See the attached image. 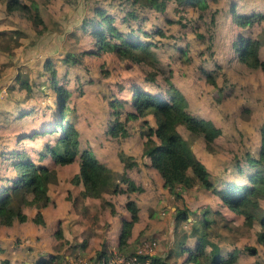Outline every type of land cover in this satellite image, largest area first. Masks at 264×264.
<instances>
[{"label":"clouds","instance_id":"1","mask_svg":"<svg viewBox=\"0 0 264 264\" xmlns=\"http://www.w3.org/2000/svg\"><path fill=\"white\" fill-rule=\"evenodd\" d=\"M180 100L214 163L165 186ZM72 141L136 190L73 207ZM0 220V264H264V0H0Z\"/></svg>","mask_w":264,"mask_h":264},{"label":"trees","instance_id":"2","mask_svg":"<svg viewBox=\"0 0 264 264\" xmlns=\"http://www.w3.org/2000/svg\"><path fill=\"white\" fill-rule=\"evenodd\" d=\"M135 45V42H133ZM183 103L182 101H178L177 103V112L174 114L173 117L170 118L169 122V132L166 135H163L161 139L163 140V143L165 147L169 146V140L171 136H174L175 134L179 133L176 130V125L181 123L184 124L188 121L189 117L184 114L183 112ZM191 132L195 134H199L196 130L192 128H188ZM180 135V134H179ZM213 137V134L210 130H208V133L204 138L206 148L209 150V141ZM189 146L186 141L181 142V150L179 151L178 155L173 159L172 164L170 167L163 170V184L165 186L175 184L176 182L181 183H194L197 180L204 179L203 172L206 168L205 165L199 161L193 159L191 156L188 155L187 150ZM61 153L67 154L66 158L69 160H72L74 156H79V179L81 180V177L84 178L85 182V189L82 191V195H95L99 196L101 192L105 189H109L111 187V176L107 174L104 170V168L101 166V163L97 161L96 158L91 156L86 150H79L78 148V142L72 141L66 144L61 145ZM192 162H195L196 167L193 168V173L191 175V178L187 179L184 176V171L188 167V165ZM89 169L95 170V177L94 179H90L88 176ZM47 177H41L40 182L43 186L46 182ZM127 182V189L128 190H136V186L132 184L130 181L125 180ZM110 185V186H109ZM118 186L117 184H114L112 191L117 192ZM46 195L43 191L39 193L37 203H39L40 199H46ZM135 209H133V212ZM249 218H251L253 215H255V205L249 206L248 211ZM3 221L0 220V223Z\"/></svg>","mask_w":264,"mask_h":264},{"label":"rangeland","instance_id":"3","mask_svg":"<svg viewBox=\"0 0 264 264\" xmlns=\"http://www.w3.org/2000/svg\"><path fill=\"white\" fill-rule=\"evenodd\" d=\"M182 103H183V101H182ZM180 124L181 123H179L177 125H180ZM177 125H176V130L179 132V134L181 136H184L186 138L185 141L187 142L188 146L190 147L189 149H191L193 151V153L196 154L202 160L204 165H206L208 168H210L213 165L214 160H213L212 155H210V150H208V148H206L204 138H198L199 134H195V133L191 132L188 128L177 127ZM209 130L213 134V137H215L217 135V132L214 129H209ZM222 142H223L222 140L217 141V143H222ZM114 184H115V181L111 177V183H110L111 187H109V188H113Z\"/></svg>","mask_w":264,"mask_h":264},{"label":"crops","instance_id":"4","mask_svg":"<svg viewBox=\"0 0 264 264\" xmlns=\"http://www.w3.org/2000/svg\"><path fill=\"white\" fill-rule=\"evenodd\" d=\"M78 148H79L80 151L84 150L79 143H78ZM189 148L187 150L188 155L191 156L193 159L199 160V161L202 162V160L196 154H194L193 151L191 149H189ZM100 163H102V162H100ZM205 167H207V166L205 165ZM73 168L76 169L78 174L75 176V178L73 180L70 181V183L78 186L80 184V179H79V159L76 161L75 165H69V170H72ZM125 180H127V179L126 178H120V183H117V186H118V189H119L117 192L112 191L113 188H109V189L103 190L101 192V194L99 196H96V197L99 198V197L103 196L104 203L110 205L111 197L116 195L120 191H122V186H126V187L128 186L126 184L127 182ZM161 182L162 183L164 182L163 177L161 178ZM69 191L71 192V189H69ZM131 191H135V190H131ZM88 196L89 195H82V191H80L79 195L77 197V200L73 203V207L79 206L81 204V202H82V199H84V198H86ZM46 200H47V198L44 199L45 202H46ZM83 214L87 215V208L84 209Z\"/></svg>","mask_w":264,"mask_h":264},{"label":"built area","instance_id":"5","mask_svg":"<svg viewBox=\"0 0 264 264\" xmlns=\"http://www.w3.org/2000/svg\"><path fill=\"white\" fill-rule=\"evenodd\" d=\"M141 264H143V258H141Z\"/></svg>","mask_w":264,"mask_h":264}]
</instances>
